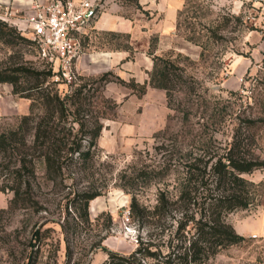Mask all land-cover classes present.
<instances>
[{
  "label": "rangeland",
  "instance_id": "obj_1",
  "mask_svg": "<svg viewBox=\"0 0 264 264\" xmlns=\"http://www.w3.org/2000/svg\"><path fill=\"white\" fill-rule=\"evenodd\" d=\"M105 1L93 4L78 38L69 81L42 62L31 45L0 39V69H50L47 83L60 97L85 85V118H97L102 127L90 157L69 166L63 177L49 181L41 161L35 162L30 180L34 204L8 209L13 193H4L8 198L0 208V264H23L31 253L33 264H182L175 256L193 229L190 222L181 229V223L192 215L197 219V209L184 211L175 203L155 210L159 195L176 201L186 164L222 154L238 128L245 150L264 160V49L259 48L264 0H194L196 31L204 36V26H220L217 40L200 38L202 59L201 48L176 30L177 11L185 0H138L137 7L113 0L116 25L100 30L94 23L108 9ZM229 15L239 17V22L230 19L223 26ZM168 51L189 57L181 63L193 79L188 85L195 89L188 94L186 86L171 104L163 90L148 84L150 54ZM236 58L244 62L235 63ZM19 82L30 85L34 77H20ZM21 116L0 118V131L15 127ZM244 119L260 121L248 126L241 123ZM82 147H88L87 138ZM3 175L0 185L7 180ZM240 176L251 183L250 204L227 214L225 221L244 240L202 264H264V171ZM83 193L96 195L88 203L86 220L79 217L83 210L73 201ZM133 200L136 207L131 210ZM35 232L38 240L32 248Z\"/></svg>",
  "mask_w": 264,
  "mask_h": 264
},
{
  "label": "trees",
  "instance_id": "obj_2",
  "mask_svg": "<svg viewBox=\"0 0 264 264\" xmlns=\"http://www.w3.org/2000/svg\"><path fill=\"white\" fill-rule=\"evenodd\" d=\"M114 1L121 5L132 3L138 6V0ZM190 9H193L191 15L188 14ZM196 9L198 5L194 0H185L183 7L177 11L176 30L185 41L201 48L199 58L202 59L205 53L200 38L217 40L216 32L220 26L217 24L212 28L204 26L207 34L200 35L195 29L198 18ZM230 19L239 22V17L229 15L221 24L226 25ZM0 39L7 43L14 39L31 45L29 39L20 34L14 26L1 20ZM150 55L153 66L148 74V84L163 90L168 104H171L176 94L183 92L186 86L188 94L194 92V85H188V81L193 84V79L185 75L181 63L188 61V56L180 52L173 56L174 51L162 55H155L152 52ZM29 76L34 77L33 84L22 85L19 82L20 77L27 80ZM50 77V69L39 72L23 66L0 69V83L10 84L14 96L29 101V113L19 117L15 127L0 131V176L7 174V180L0 185V192L13 193L8 202V209L34 204L30 195V180L34 178L37 160L43 164L46 179L52 181L61 178L69 166L84 162L90 157V149L95 146L102 128L97 118L89 120L85 118L87 116L84 109L86 98L83 95L85 85L76 87L71 95L60 97L47 83V78ZM261 84L264 87V83ZM143 90L142 85L139 87V93L142 94ZM259 121L244 119L241 123L253 126ZM71 123L76 124L78 128L74 130ZM68 124L70 125L67 127ZM88 124L93 126L91 130H85ZM239 130L238 128L231 144L222 154L213 155L206 161L201 157L195 158L186 164V179L176 201H168L162 193L158 197L155 210H164L166 206L175 203H180L184 211L191 206L197 209V219L192 215L181 223V229L188 222L192 223L193 229L189 239L180 248L182 251L175 256L182 264H202L220 251L244 240L226 223L225 218L227 214L244 210L249 206L251 183L240 175L250 174L255 170L264 171V160L253 157L245 150L246 145L238 137ZM86 138L88 147L83 149L82 140ZM10 178L12 181L9 185ZM95 196L83 193L73 200L83 210V217L79 215L82 220L87 219L88 203ZM135 207L136 201L133 200L130 208L134 210ZM37 240L38 233L35 232L30 241L32 248L35 247ZM136 253H140V250ZM120 260L127 261L123 257ZM33 262L31 253L27 262L23 264Z\"/></svg>",
  "mask_w": 264,
  "mask_h": 264
},
{
  "label": "built area",
  "instance_id": "obj_3",
  "mask_svg": "<svg viewBox=\"0 0 264 264\" xmlns=\"http://www.w3.org/2000/svg\"><path fill=\"white\" fill-rule=\"evenodd\" d=\"M94 6L87 0H30L24 9L0 3V20L14 26L31 42L38 58L66 81L79 50V36Z\"/></svg>",
  "mask_w": 264,
  "mask_h": 264
},
{
  "label": "crops",
  "instance_id": "obj_4",
  "mask_svg": "<svg viewBox=\"0 0 264 264\" xmlns=\"http://www.w3.org/2000/svg\"><path fill=\"white\" fill-rule=\"evenodd\" d=\"M87 1H89L92 5L96 2V0H87ZM141 1L147 3L145 0H141ZM0 3L3 6H8L11 7L12 9H24L26 6H28L30 0H0ZM105 3L109 5L108 9L102 12L99 18L97 19V21H95L94 23L95 28H98L100 30L114 28V26L116 25L117 16L114 13L117 5L113 3V0H106ZM173 11L174 8H172L170 11L171 16L173 15ZM166 28L168 29L171 28L170 22L166 25ZM259 48L264 49V39L260 42ZM243 60L244 59L236 58L234 62L242 64V62H244ZM27 109H28L27 100L14 96L12 94L11 85L6 83L4 84L0 83V118L25 115L27 113ZM7 198L8 196L6 194L0 192V208L6 207Z\"/></svg>",
  "mask_w": 264,
  "mask_h": 264
},
{
  "label": "water",
  "instance_id": "obj_5",
  "mask_svg": "<svg viewBox=\"0 0 264 264\" xmlns=\"http://www.w3.org/2000/svg\"><path fill=\"white\" fill-rule=\"evenodd\" d=\"M92 14V11H90L89 13H88V15L87 16H89V15H91Z\"/></svg>",
  "mask_w": 264,
  "mask_h": 264
}]
</instances>
